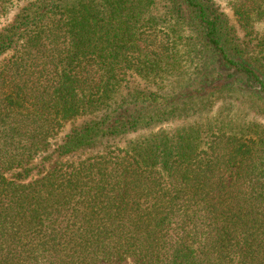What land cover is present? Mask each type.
I'll return each mask as SVG.
<instances>
[{
    "label": "trees",
    "instance_id": "trees-1",
    "mask_svg": "<svg viewBox=\"0 0 264 264\" xmlns=\"http://www.w3.org/2000/svg\"><path fill=\"white\" fill-rule=\"evenodd\" d=\"M224 1L0 0V264H264V0Z\"/></svg>",
    "mask_w": 264,
    "mask_h": 264
},
{
    "label": "rangeland",
    "instance_id": "rangeland-1",
    "mask_svg": "<svg viewBox=\"0 0 264 264\" xmlns=\"http://www.w3.org/2000/svg\"><path fill=\"white\" fill-rule=\"evenodd\" d=\"M216 2L222 7V9L225 11V13L229 16V18H230V20H231V22H232V25L234 24V26H237V24H236V20L234 19V17H233L232 14H231V10H230L229 7L226 5V1H224V0H216ZM11 16H12V14L9 12L7 19L1 21L0 26H3L4 24H6L7 21H9V19L11 18ZM262 29H263V24H262L261 22H260V23L257 22V23H256V30L259 31V32H261ZM130 139H132V137H131ZM120 146H123L122 143H120ZM51 168H52V167H50L49 169H51ZM131 262H134V261H133L132 259L129 260V261H127V263H129V264H130ZM137 264H140V262L137 263Z\"/></svg>",
    "mask_w": 264,
    "mask_h": 264
}]
</instances>
